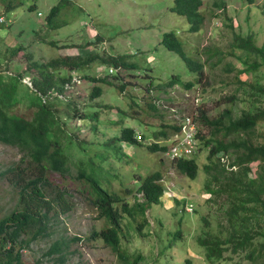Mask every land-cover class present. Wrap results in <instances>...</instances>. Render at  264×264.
<instances>
[{
	"label": "rangeland",
	"instance_id": "obj_1",
	"mask_svg": "<svg viewBox=\"0 0 264 264\" xmlns=\"http://www.w3.org/2000/svg\"><path fill=\"white\" fill-rule=\"evenodd\" d=\"M216 1L204 0L202 11L206 22L198 33L189 31L186 17L171 11L174 0H38V10L30 12L22 8L18 10L16 20L0 24L6 28L0 29V50L6 53L7 47L16 45L23 48L17 50L11 60L4 64V69L8 70L3 73L24 74L25 83L32 89L34 85L28 73L31 65L27 59L29 53L38 62H48L60 55L90 59L82 71L69 72L73 80L65 96L72 101L59 106L69 114L63 117V121L67 120L66 126L79 139L65 150L68 171L62 174L49 170L50 183L67 191L66 197L72 209L58 216H55V208L52 210L54 219L48 231L49 236L36 241L26 250L23 254L25 262L38 264L40 260L42 264H62L60 258L49 260L45 253L56 241L66 239L69 247L65 264H121L108 246L88 238L93 229L103 226V221L97 218L94 206L82 195L86 182L80 184L76 177L82 167L88 173L91 172L84 167V162L92 157L100 156L102 159L104 154L95 157L97 153H105L112 177L110 187L122 192V195L123 181L131 188L138 189L140 177L157 170L164 173L163 183L168 194L163 197L162 204L151 206L147 212L150 224L143 230L146 233L151 229L154 236L145 235L142 240L137 239L136 226L142 220L141 215L123 218L132 234L131 240L124 239V248L128 253H141L144 256V260L138 264H150L156 259L161 264L264 262V257L252 262L241 251L234 252L232 248L225 250L222 259L212 263L207 261L206 250L198 238H206V230L213 235L228 236L234 229L226 212L232 204L229 193L219 188L218 181H213L211 185L217 191L207 186V180L212 177L205 171V165L213 167V174H218L222 166L218 165L215 158L212 161L208 159L209 150L198 156L199 172L197 178L192 180L179 172L162 151L151 152L144 142L142 145L132 144L128 148L116 139L123 126L133 127L137 133H145L147 137L153 131L164 129L159 113L149 106L151 94L148 89L145 90L148 85L163 83L173 74L179 75L184 81L190 80L187 77L191 76V71L180 55L161 44L164 32L175 31L183 40L188 54L200 58L206 65L202 81L193 89L188 91L179 86L164 94L173 99V105L184 108L187 113L198 117L200 109H205L209 117H218L225 109L231 108L232 104L224 102V98L236 93L240 87L239 79L264 85V65L261 64L263 54L257 58L260 67L257 70L250 67V71L239 78L236 70L246 67V56L243 50L232 46L235 34L253 37L259 47L264 45V0H255L252 4L247 0H224L226 9L218 11L220 14L215 18L220 9L216 8ZM56 5L62 7L56 22L63 26L51 29L45 20ZM0 13L4 14L1 8ZM219 22L222 25L216 27ZM52 42L57 45L52 46ZM207 48L209 54L205 51ZM228 65L235 67V70L227 72ZM110 68L114 70L113 73L109 72ZM94 78L100 80L94 81ZM119 85H125L124 92ZM95 86L102 88V94L90 99ZM155 90L159 95L164 93ZM237 95L239 98L233 106L234 118L240 116L242 111L260 105L259 102H253L255 96L249 97L242 91ZM261 101L264 105V98ZM75 103L86 107L88 111H98V119L82 120L74 116L75 111L68 109ZM15 112L31 115V110L22 104L15 107ZM173 119L168 112L163 117L166 123ZM198 123L200 126L199 120ZM258 131L264 133V123L258 126ZM201 133L210 134L209 127L202 126ZM219 135L223 136L224 132ZM151 141L148 139L147 142ZM110 142H113L111 148L119 145L115 154L105 152L102 147ZM228 159L231 161L230 157ZM221 162L228 171L229 162L222 159ZM17 164L25 169L24 176L35 172V164L24 151L0 142V219L21 205L20 189L11 183L13 177L10 174V169ZM253 167L254 170L258 167L259 171V162L256 161ZM227 175L223 173L221 176ZM190 199L195 204L194 212L191 215L180 214V208ZM134 202V198H130V203ZM53 204L55 206V201ZM240 216L241 212L232 219V223L240 222ZM179 228L183 231V238L178 242L176 240L170 248L173 243L168 242L171 236L175 240L173 232ZM235 228H240V224ZM167 230L172 231L171 236ZM159 243H163V246L159 248L158 245V249Z\"/></svg>",
	"mask_w": 264,
	"mask_h": 264
},
{
	"label": "trees",
	"instance_id": "obj_2",
	"mask_svg": "<svg viewBox=\"0 0 264 264\" xmlns=\"http://www.w3.org/2000/svg\"><path fill=\"white\" fill-rule=\"evenodd\" d=\"M0 1L3 13L9 16L19 8L27 7L29 11H35L38 6V0ZM247 1L251 4L255 2V0ZM203 3L204 0H174L171 11L186 17L190 25L189 31L198 32L206 21V16L202 11ZM215 6L222 8L223 11L226 9L224 0L216 1ZM61 9V5L53 6L46 16V24L51 29L63 26L60 22H56ZM231 27H233L232 24ZM161 43L180 55L187 67L197 76L193 80L184 81L179 75L173 74L169 80L159 84L152 83L145 90L148 89L151 92L156 91V88L157 92L162 91L166 94L176 85L190 90L199 84L205 74L204 62L197 61L187 54L183 41L175 31L163 33ZM51 45L55 47L57 43L52 42ZM232 46L243 50L246 56L244 61L246 67L236 70L237 77L241 78L240 75L250 71V67L257 70L260 67L257 58L261 54H263L261 64L264 65V45L257 46L253 37L235 34ZM20 49L23 48L16 45L7 47L6 53L0 50V142L16 146L24 151L30 161L35 164V173L24 176L25 169L20 170V166H13L10 169V174L13 177L11 183L20 189L19 198L24 207L22 210L0 219V264H31L23 260V251L48 233L46 220L50 203L46 189L48 180L45 171L48 168L59 167L60 163L65 164L67 162L65 150L79 140L66 126L67 120L63 121V117L65 115L68 117L69 114L62 111L59 106L64 102L72 101L67 100L65 96L66 90L73 80V76L69 72H80L90 62V59L84 60L82 56L69 55H60L59 58H51L48 62H38L34 61L33 55L29 53L27 59L31 65L28 73L34 85L32 89L23 81L24 74L3 73L8 70L4 69L5 62L11 60L12 55H15L16 51ZM253 56L255 58L251 61ZM33 70H35L34 73H32ZM234 70L235 67L232 65L226 67L227 72ZM63 73L66 75L63 76ZM93 80L100 79L94 78ZM239 83L240 87L236 93L224 98V102L232 104L231 108L225 109L220 116L215 118L209 117L207 110L201 109L198 117L200 124L208 126L210 129V134H202V126H199L200 147L202 150H209L208 159L215 158L218 165H222L218 174L211 173L213 169L211 165H205V171L212 177L207 180V186L211 188L213 181L220 182L219 188L227 191L232 199V204L226 211L230 224L234 226L232 232L228 236L211 234L205 240L200 239V244L206 248L209 263L222 259L223 253L229 248H232L234 252L241 251L244 257L252 262H258L264 257V133L258 131V126L264 123V105L261 101L264 98V85L257 82L248 83L240 79ZM124 87L125 85L121 86V88ZM240 91L249 97L255 96L256 99L253 102H259L260 105H254L234 118L233 106L239 98L237 94ZM101 92V88L95 86L90 99L100 96ZM157 95L159 94L151 95L149 100L153 101L158 97ZM21 104L31 110L30 116L15 112V107ZM149 106L153 111L158 112L155 104L149 102ZM68 110L75 111L74 116L77 115L81 119H98V111H88L86 107H81L76 103ZM173 129L176 130L174 127ZM220 132H224V135L220 136ZM159 135L168 137L169 132L162 130L155 133L156 137ZM134 136L135 130L126 127L122 130L118 141L119 143L135 144L137 140ZM112 143L102 146L109 154H115L119 149V145L111 148ZM80 145H82V141ZM149 148L156 151L165 150L167 147L152 143ZM100 154H104L102 159ZM221 154L230 157L228 171L221 162ZM95 157L84 162V167L92 173H88L82 167L79 175L80 178H86L89 182V184L86 182L87 199L91 200L100 215L111 220L115 227L106 228L95 233L94 236L102 238L113 247L121 264H138L141 257L137 258L135 254L129 255L121 246L123 238L130 237V232L129 228L121 229L120 204L123 211L134 216V214L138 215V211L143 213L147 206L160 203V197L164 192L163 184L160 182L162 173L154 172L142 181L140 190L144 193L145 203H137L135 207L130 208L128 202L122 203L121 196L111 191L112 180L105 153H97ZM256 161L259 162V171L258 167L256 170L253 167ZM176 165L180 172L191 179L197 178L199 163L196 157L179 160ZM223 173L228 175L222 177ZM212 190L217 191V188ZM126 191L132 190L126 189ZM57 198L58 204L61 206L60 200L65 199L63 194L59 193ZM68 209L69 207L62 208V213L67 212ZM240 212V222L232 223V219L237 218ZM146 223L147 220H145ZM238 224H240V228H235ZM143 226V223L140 222L137 229L141 230ZM182 238L181 230L174 233L175 240ZM61 244V241H56L45 254L49 256L59 253V258H65L68 247L67 245L62 247ZM152 264L160 263L155 260ZM258 264H264V262L259 261Z\"/></svg>",
	"mask_w": 264,
	"mask_h": 264
},
{
	"label": "clouds",
	"instance_id": "obj_3",
	"mask_svg": "<svg viewBox=\"0 0 264 264\" xmlns=\"http://www.w3.org/2000/svg\"><path fill=\"white\" fill-rule=\"evenodd\" d=\"M0 8H1V10H2V7L0 6ZM23 9H26V10H28L27 9V7H22ZM22 8H19L18 10H20V9H22ZM18 10L15 12V13H13V14H11L10 16L9 15H7L6 13H4V14H1L0 13V24H4L3 22L5 21V22H8L9 20H16V17H17V12H18ZM36 10H38V6H37V9ZM35 10V11H36ZM29 11V10H28ZM218 11H222L223 12V9L222 8H220V9H218L217 10V12H216V15H215V18L220 14ZM30 12H34V11H30ZM41 16H43V14L40 12L39 13ZM46 21V20H45ZM206 22V21H205ZM10 24H12V23H10ZM9 24V25H10ZM222 25V22H219V24L218 25H216V27H219V26H221ZM0 29H2V30H4V29H6L5 27H1L0 26ZM191 32V31H190ZM198 32H200V31H198ZM198 32H195V33H198ZM165 33V32H164ZM210 33H211V31H210ZM179 37V36H178ZM180 38V37H179ZM181 39V38H180ZM182 40V39H181ZM183 41V40H182ZM162 44V43H161ZM183 44H184V42H183ZM164 46V45H163ZM14 47V46H13ZM168 49V48H167ZM186 50V49H185ZM209 49L207 48L205 51H208ZM187 52V51H186ZM187 54H188V52H187ZM207 54H209V51L207 52ZM189 55V54H188ZM72 56V55H71ZM189 56H191V55H189ZM192 57V56H191ZM192 58H194V57H192ZM194 59H196L197 61H200V62H204V61H202L200 58H194ZM209 59H210V57H209ZM6 63V62H5ZM204 65H205V62H204ZM118 67H120V66H117V68ZM205 68H206V65H205V67H204V72H205ZM190 70V69H189ZM113 71L114 70H112L111 68L109 69V72L110 73H113ZM191 71V70H190ZM73 72H78V71H73ZM72 73V72H71ZM176 75V74H175ZM197 75H196V73H194V72H192L191 71V76H189V77H187V78H189L190 80H193V79H195V77H196ZM182 78V77H181ZM25 79V78H24ZM24 79H23V81H24ZM98 79H100V78H98ZM190 80H188V81H190ZM25 82V81H24ZM27 83V82H26ZM29 85H31V84H29ZM120 86V89H121V91L122 92H124L125 91V87L124 88H121V86L122 85H119ZM100 87V86H99ZM177 87H179V85H176V87L175 88H177ZM195 87V86H194ZM193 87V88H194ZM101 88V87H100ZM192 88V89H193ZM187 90V89H186ZM191 90V89H190ZM190 90H188V91H190ZM101 91H102V88H101ZM101 94H102V92H101ZM150 94L151 95H155V91L153 90V91H151L150 92ZM165 93H163L162 95H157L158 97L157 98H154L153 99V101H150V102H152L153 104H155V106L157 107V109H158V113H159V115H160V117H161V119H162V126L164 127V129H162V130H166V131H168L169 132V136L168 137H164V136H158V137H156L155 136V133H157V132H159V131H153V133L151 134V136L150 137H147L146 136V134L145 133H137V131H135V138H136V140H137V143H135V144H139V145H142L143 143L142 142H144V143H146V145L145 146H147L148 147V150L149 151H151V152H158V151H162V153L165 155V157L169 160V162H172L173 164H174V166L177 168V165H176V162H178L179 160H186V159H193V158H195L196 157V159L198 158V156L200 155V153H202L203 151H205V150H202L201 149V147H200V138H199V123H198V117L200 116V114L198 115V117L197 116H195L194 114H192V113H190V112H186V110L184 109V108H182V107H179V106H177V105H173L171 102H173V99L172 98H168V97H166L165 95H164ZM196 100L197 101H199V99L198 98H196ZM162 111V114L160 113ZM200 111H201V109H200ZM171 113V115L173 116V120L172 121H169V122H165L164 120H163V117L165 116V114L166 113ZM184 115H190V116H192L193 117V119H194V121H195V123H196V125H197V134H196V137H195V140H196V148H195V152L192 154V155H190V156H188V157H180V158H175V159H172V158H170V156L168 155V152L170 151V148H171V146H172V143H173V141L175 140V135L177 134V133H181L182 132V128H181V124H180V118H182V116H184ZM77 116V115H76ZM80 118V117H79ZM81 119V118H80ZM85 119H88V118H84V119H82V120H85ZM166 125H168V126H166ZM126 127H129V126H123L122 127V129L120 130V133L118 134V137L121 135V132H122V130L124 129V128H126ZM173 127L174 128H176V130H174L173 129ZM131 128H133V127H131ZM134 129V128H133ZM135 130V129H134ZM162 130H160V131H162ZM118 137H116V139L118 138ZM148 139L151 141V142H147L148 141ZM123 143V145L124 146H127L128 148H129V146H131L132 144H129V143H127V142H122ZM152 143H158L159 145H166V149L165 150H156V151H153V150H151L150 148H149V146L152 144ZM106 152V151H105ZM221 156V159L222 160H226V161H228L229 163H228V168L230 169V161H229V159H228V156H226V155H220ZM14 166H20V164H17V165H14ZM108 167V166H107ZM109 168V167H108ZM22 168L20 167V170H21ZM49 170H53V171H58V172H60V173H62V174H66V172L68 171V169H67V162L65 163V164H62V163H60V166L59 167H56L55 166V169H52V168H48L46 171H45V176H46V178H47V180H48V185L46 186V189H47V195H48V197H49V207H50V209H49V212H48V219L46 220V223H47V225H48V230H47V232L49 231V229L51 228V226H52V223H53V219H54V214L52 213V210L55 208V216H58L59 214H66L67 212H69L71 209H72V206L68 203V199H67V191L66 190H63V189H61L59 186H57V185H52L51 183H50V177H49ZM161 172L162 173V179L160 180V182L163 184V187H164V192H163V194H162V196L160 197V203H153V204H157V205H160V204H162V200H163V197L164 196H166V194H168V191L165 189V186H164V183H163V181H164V173H163V171L162 170H157V171H154V172ZM179 171V170H178ZM154 172H152V173H154ZM180 172V171H179ZM35 173V172H34ZM81 173V172H80ZM90 173H92V172H90ZM152 173H150V174H152ZM182 173V172H181ZM150 174H148L147 176H149ZM182 174H184V173H182ZM184 175H186V174H184ZM147 176H145V177H140L139 179H140V186H141V184H142V181L147 177ZM187 176V175H186ZM138 177V176H137ZM188 177V176H187ZM188 178H190V177H188ZM76 179L80 182V184H82L83 183V181H85V182H87L88 184H89V182H88V180L86 179V178H80V175H78L77 177H76ZM191 179V178H190ZM111 180H112V177H111ZM192 180H194V179H192ZM111 183H112V181H111ZM123 183L125 184L124 186H123V190H124V194L122 195V192H118V191H115V190H112L111 189V191L112 192H114V193H120L121 194V198L123 199L122 200V203H126V202H128L129 203V206H130V208H133V207H135V205L137 204V203H145V197H144V193L140 190V186L138 187V189H134V188H131V186H128V184H126L124 181H123ZM87 187L85 186L84 188H83V191H82V195L84 196V198L88 201V203L89 204H91V205H93L94 206V208H95V210H96V213H97V218H99V219H101L102 221H103V226L101 227V228H99V229H93L92 231H91V233H90V235H89V239L90 240H94V241H100V242H102L105 246H108L110 249H111V251H112V253L113 254H115V256L117 257V259L119 258L118 257V254H117V252L113 249V247L111 246V245H109L108 243H106L102 238H100V237H96V236H94L95 235V233H98V232H100V231H102V230H104V229H106V228H110V227H115V225L113 224V222L111 221V220H109L108 218H106L105 216H101L100 215V213H99V211L96 209V206L92 203V201L91 200H89V199H87V194H88V192H87V189H86ZM126 189H130V190H132V191H126ZM86 190V191H85ZM59 193H62L63 194V196H64V198L65 199H63V200H60V202H61V206H59V201H58V198H57V195L59 194ZM130 198H134V200H135V202L133 203V204H131L130 203ZM55 201V206H54V204H53V202ZM176 201L178 202V199H176ZM19 202H20V207H18V208H16L15 210H13L12 212H10L9 214H7V215H5V216H9V215H11L13 212H15V211H20V210H22L23 209V207H24V204L20 201V198H19ZM153 204H151V205H149V206H147L146 207V209H145V211H143V213H141L140 211H138V215H141L142 216V220L140 221V222H142L143 223V228L141 229V230H138L137 228H138V225H139V223L140 222H138L137 223V226H136V229H137V232H136V237H137V239H139V240H142V236H145V235H152V236H154V231H151V229L150 230H148V232H146V233H144L143 232V230L150 224V222H149V217H148V214H147V212L150 210V208H151V206L153 205ZM65 207H69V209H68V211L67 212H65V213H62V208H65ZM120 207H121V215H122V222H121V229H123L124 228V230H126L127 228H128V226H126V224H124V222H123V218L126 216V217H136V216H138V215H136V214H134V216H130V214L128 213V212H125V211H123V209H122V205L120 204ZM194 210H195V204H194V202H192L191 201V199H190V201H186L183 205H182V207L180 208V214H190V213H193L194 212ZM136 211V210H135ZM134 211V212H135ZM191 215V214H190ZM4 216V217H5ZM4 217H2V218H4ZM1 218V219H2ZM145 220H147V223L145 224ZM127 227V228H126ZM118 230H119V228H118ZM179 230H181L182 231V229L181 228H179L177 231H179ZM177 231H175V232H173V233H176ZM171 232L172 231H168L167 230V233L171 236ZM204 233H208L207 234V237L209 236V235H211L212 233H210V232H208L207 230L206 231H204ZM182 235H183V231H182ZM49 236V233H47L44 237H42V238H46V237H48ZM206 237V238H207ZM206 238H204V237H202V236H200L199 238H198V241H199V243H200V239L201 240H205ZM41 238H39L38 240H40ZM124 239L125 238H123V240H122V242H121V246H122V248L123 249H125L124 248ZM132 239V234L130 235V237L127 239L126 238V240H131ZM38 240H36V241H38ZM77 240V239H76ZM36 241H34L33 243H35ZM173 241V238H172V236H171V238H170V241L168 242V243H173V245L170 247V248H172L173 246H174V243L176 242V240L174 241V242H172ZM178 241H181V239H179V240H177V242ZM32 243V244H33ZM61 246L62 247H65V245H67V247H69V244H68V242H67V240L66 239H62L61 240ZM158 245H159V248L161 247V246H163V243H159V244H157V248H158ZM32 246V245H31ZM30 246V247H31ZM52 246V245H51ZM50 246V247H51ZM167 246V245H166ZM165 246V247H166ZM49 247V248H50ZM204 247V246H203ZM158 248V249H159ZM205 248V247H204ZM29 249V248H28ZM28 249H26V250H28ZM26 250H24L23 251V254L26 252ZM126 250V249H125ZM205 250H206V248H205ZM66 251H67V249H66ZM129 255H132L131 253H128ZM162 254H165L164 252L162 253ZM59 253H53L52 255H47L48 256V259L49 260H54L55 258H59ZM135 255H137V258H139V257H141V258H139L141 261L142 260H144V256L141 254V253H138V254H135ZM68 259V252H67V256L65 257V258H63V259H61L60 258V260H61V263L62 264H65L66 263V260ZM132 259V258H131ZM156 261L158 262L159 261V259H156ZM27 263V262H26ZM153 262H151L150 264H152ZM162 263V262H161ZM160 263V264H161ZM31 264H33V263H31ZM38 264H42V262L40 261V262H38ZM148 264V263H147Z\"/></svg>",
	"mask_w": 264,
	"mask_h": 264
},
{
	"label": "built area",
	"instance_id": "obj_4",
	"mask_svg": "<svg viewBox=\"0 0 264 264\" xmlns=\"http://www.w3.org/2000/svg\"><path fill=\"white\" fill-rule=\"evenodd\" d=\"M182 132L175 135L168 155L170 158L188 157L195 152L197 125L190 115H184L180 118Z\"/></svg>",
	"mask_w": 264,
	"mask_h": 264
},
{
	"label": "crops",
	"instance_id": "obj_5",
	"mask_svg": "<svg viewBox=\"0 0 264 264\" xmlns=\"http://www.w3.org/2000/svg\"><path fill=\"white\" fill-rule=\"evenodd\" d=\"M69 56H71V55H69Z\"/></svg>",
	"mask_w": 264,
	"mask_h": 264
}]
</instances>
